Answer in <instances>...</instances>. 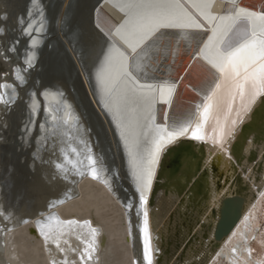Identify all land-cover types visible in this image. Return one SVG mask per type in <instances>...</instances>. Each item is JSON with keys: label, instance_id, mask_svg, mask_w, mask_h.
I'll return each instance as SVG.
<instances>
[{"label": "bare ground", "instance_id": "6f19581e", "mask_svg": "<svg viewBox=\"0 0 264 264\" xmlns=\"http://www.w3.org/2000/svg\"><path fill=\"white\" fill-rule=\"evenodd\" d=\"M8 1L0 0V85H3L0 96L6 101H0V209L8 217L0 216V264H133L134 261L147 264L143 260L142 233L145 209L149 213L152 264H169L172 252L182 243V259L196 256L195 261L187 264H213L220 255L227 257L231 264H252L249 261L252 246L248 227L252 223L251 213L264 192V92L256 95L250 83H246L242 98L237 85L244 83L243 78L235 79L230 68L227 76L212 69L216 73L213 79L207 76L204 67L195 64L193 58L204 48L215 23L201 15L210 11L205 7V0H179L180 7L169 10L185 24H190V17L196 18L205 25L204 30L193 27L161 30L138 45L136 52L115 35L118 28L122 25L127 28V22L134 18L128 7L122 10L127 0H102L103 6L96 11L98 25L116 44L117 50L97 71L101 97L96 94L83 67L77 47L68 38L71 32L64 34L65 27L61 29L70 0L63 3L57 35L76 62L87 93L108 128L119 170H125L124 180L136 195V205L131 200L127 203L134 204L131 209L119 197L103 158L93 148L84 121L76 128L72 126L71 130L67 126H59L55 131L54 126L43 122L44 114H39L37 92L27 96L25 104L29 111L21 115L22 95L31 74L37 70L36 49L42 45V37L35 34L31 40L34 47L28 56L33 52L36 56L32 60L33 66L28 68L22 54V32L17 30L23 20L19 17L20 11H15L19 0ZM216 3L217 11L212 15L226 14L219 6H230L227 0H216ZM237 3L252 12H264V0H237ZM40 8L37 16L30 19L26 32L31 33L39 19L37 29H40L38 32L43 31L47 23L45 9L39 0L31 9ZM260 23L256 20L253 26ZM232 36V42L237 43L239 38L235 33ZM129 39L136 45L134 38ZM192 53L193 58L189 60ZM202 63L211 67L206 61ZM137 65L148 74L161 76L156 81L146 80L137 71ZM125 67L132 70L141 83L157 87L151 108L155 123L165 124L169 131L180 124L189 129L184 137L166 145L160 153L148 193V204L143 208L139 203L136 180L131 174L128 151L121 141V128L114 117L113 102L108 100V97L112 98L108 88ZM124 83L120 80L121 87ZM216 83L220 84L218 89ZM160 86H163L162 95ZM212 89H215V94L210 101L206 100ZM41 93L45 114L49 113L51 119L52 116L59 117L58 105L62 103L67 108L64 119L74 124L79 120V112L64 93L48 88ZM205 103L211 105L206 122L201 115ZM165 114L167 120L164 119ZM198 123L203 140L191 137V131ZM37 128V144L29 159V172L20 163V160L25 162L23 160L27 156L23 154L20 159L13 156L6 144L10 143L8 134L19 132V140L25 150L30 143L29 137ZM136 131L130 126L126 129L130 141ZM186 144H191V148L184 152L182 170L168 181L162 175L169 160L167 152ZM123 149L128 158L126 167L121 158ZM57 164L62 167L57 168ZM93 169L97 171L98 178L92 177ZM198 181L204 185H199ZM155 191L157 199L151 206ZM227 196L240 198L241 215L232 231L217 243L212 234ZM213 208H216V216L212 214ZM181 225L184 229L181 238H174L173 231Z\"/></svg>", "mask_w": 264, "mask_h": 264}, {"label": "snow or ice", "instance_id": "6c2138e0", "mask_svg": "<svg viewBox=\"0 0 264 264\" xmlns=\"http://www.w3.org/2000/svg\"><path fill=\"white\" fill-rule=\"evenodd\" d=\"M32 2L37 3V0H32ZM227 3L230 6L226 7L224 4L219 6L220 10L225 11L226 14L212 15L213 12L217 11L216 0H205V7L210 11L208 14L201 13V15L204 16V19H210L215 23L210 29L212 35L208 37L204 48L200 49V52L193 58L194 62L204 67L207 76L213 79L216 78V73L227 76L230 68L231 74L235 79L243 78L244 83H238L237 85L242 98L246 83H250L255 94L259 95L264 92V12L255 13L247 8L240 7L237 0H227ZM123 7H128L132 10L134 18L127 22V28L124 25L118 28L115 35L124 44H127L133 52H136L138 45L144 44L155 32H160L161 30L185 27L205 29V25L194 17H190V24H185L180 18L169 12L174 7H180L179 0H127L126 5L122 6V10ZM256 20L261 23L253 26ZM39 30L36 29V31ZM233 33L239 38L235 44L232 42ZM75 36L76 34H73V38ZM130 37L136 40V45L130 43ZM145 46L147 47V45ZM115 48V43L109 45V54L105 55L106 61L110 59V53ZM35 56L36 53L34 52L28 56V68L33 66L32 60ZM202 61H206L207 65L211 67H206ZM212 69H215L216 73ZM137 71L147 78V70H141L139 65H137ZM20 79H24V77H20ZM120 80L125 81L123 87L120 86ZM101 83L103 86V81ZM0 87H3V85H0ZM215 87L218 89L220 84L216 83ZM108 91L112 96L114 117L117 126L121 128L120 136L128 151L131 174L136 180L139 203L141 208H143L148 204V193L152 188L160 153L164 151L166 145L184 137L189 129L180 124L179 126L174 125L173 130L169 131L165 124L155 123L156 117L152 114L151 108L157 87L150 83H141L137 75H134L133 71L127 67L113 79ZM159 91L162 95L163 86H160ZM171 91L172 89L170 88L169 92ZM214 94L215 89H212L205 99L210 101ZM0 101H3V96H0ZM3 102L6 103V101ZM210 107L209 103H205L203 106L201 115L205 122L209 117ZM56 119L55 116H52L53 121H56ZM164 119H168L167 114H165ZM125 120L128 121L127 124H125ZM67 123L68 120L64 119L63 124ZM56 126L59 127L58 124ZM129 126L138 130L131 141L126 135V129ZM41 128H43V125H41ZM191 137L196 140L204 139L199 123L192 129ZM72 151L75 153L76 149L73 148ZM89 160L95 163L92 157H89ZM56 167L61 168L62 165L57 164ZM91 175L93 178H98V173L95 169L92 170ZM127 207L131 209L133 205L129 203ZM0 216H4L2 209H0ZM4 218L8 219L7 216H4ZM84 223L87 224L89 222L85 221ZM92 231L95 233V229H92ZM142 233L143 260L147 261V264H152L149 213L146 209L143 211ZM41 234L45 235V239H48L46 234L43 232ZM57 246L59 245L57 244ZM133 264H137V262L134 261Z\"/></svg>", "mask_w": 264, "mask_h": 264}, {"label": "water", "instance_id": "95a60500", "mask_svg": "<svg viewBox=\"0 0 264 264\" xmlns=\"http://www.w3.org/2000/svg\"><path fill=\"white\" fill-rule=\"evenodd\" d=\"M10 1L11 0L8 2L10 3ZM39 1L42 8L45 9L44 19L47 22L42 32L36 31L39 26L38 23L41 21L39 18V20L33 25L31 33L25 31L30 19L37 16L41 11V8L37 10L31 9L32 6L35 5L32 0H19L15 10L16 12L20 11L19 17L20 19H23L20 26L17 27V30L22 32L20 41L22 42V54L25 61H27L28 53L34 47L31 44L33 36L38 34L42 37V45H38L36 49L37 70L34 75L31 74L32 71L30 72V81L22 95L21 100L23 102L20 106L21 115H24V113L29 111V107L26 105L27 103L25 104L27 96H32L34 92H37L40 99L39 114L40 116L41 114H44V116L42 115L43 122L51 127L54 126L55 131H58L57 124L62 127L67 126L68 129L71 130L72 126L76 128L79 126V123L84 121L83 123L88 127L93 148L96 153L103 158L107 171L115 183V188L119 197L125 205H127L130 200L136 205V195L132 192V189H130L123 177V174L126 172L124 169L122 171L119 170L121 168L118 167V162L108 134V128L87 93L76 62L72 58L65 44L57 35V22L65 0ZM11 4H13V2ZM102 6V0H70L61 22V29L64 30V27L66 29L64 34L71 32V36H68V38L72 41V44L77 47L81 59L83 60V67L88 73V76H90L96 94L100 97L101 94L96 74L105 63V55L109 54V45L113 43L110 37L98 25L96 11ZM73 34H76L75 38H73ZM150 44L152 45L154 42H151ZM115 50H117V48L112 50L111 53ZM160 76L161 75L157 73H147V78L144 79L156 81ZM46 88L56 90L59 93H64V97H67L72 101L74 108H76L80 114V118L75 124L72 121L70 122L69 119H67V124H63L64 112L67 108H65L62 103L58 105L59 109L57 114L59 117L56 121H53L50 118L49 113L46 112L45 114V102L41 92ZM11 94L13 95L12 92ZM111 99L112 98L108 97L109 101H111ZM21 122L22 121L19 120V124H21ZM37 132H39V128H37L32 136L29 137L30 143L26 146L25 150H23V142L19 140V132H16V134H8L10 137V143H7L6 145L12 152V155H16L19 159L23 157V154L27 156L26 159L23 160L25 162H21L20 160V163H22L24 169L27 171L31 169L29 166V159L32 157V150L37 144L35 139ZM45 138H48V136ZM97 146L99 147L98 149ZM3 147L5 148V145H3ZM190 148L191 144H186L168 150L167 156H169V160L162 171V175H165L168 181H171L182 170L184 152L189 151ZM123 151L121 158L125 165L127 164L126 161H128V158L124 149ZM44 156L46 157L45 153H43V157ZM117 170L118 173H116ZM198 184L204 185L201 181H198ZM75 186L76 185H74V192H76ZM237 192L240 193L239 188H237ZM156 193L157 191L154 192L151 206L156 202L158 194ZM241 205L240 198L236 196H227L223 200L220 216L212 234L217 243L228 235L238 223L241 215ZM212 214L213 216H216V208H213ZM135 227H137V224ZM211 227L212 225L210 226L209 224V228Z\"/></svg>", "mask_w": 264, "mask_h": 264}, {"label": "rangeland", "instance_id": "374dc122", "mask_svg": "<svg viewBox=\"0 0 264 264\" xmlns=\"http://www.w3.org/2000/svg\"><path fill=\"white\" fill-rule=\"evenodd\" d=\"M191 57V58H190ZM189 60L193 58V53L190 55ZM256 209L252 211V217L250 218V227H248V232L251 231V236L249 242L252 246V256L249 258L252 264H264V192L260 196L256 206ZM255 212V213H254ZM255 222V223H253ZM182 226V225H181ZM179 226L178 229H175L173 232L174 238L182 236L183 226ZM180 229V230H179ZM252 229V230H251ZM186 241V239H185ZM184 243L175 248L171 254V262L169 264H187L189 262L195 261L196 256H191L189 258L182 259L180 256L183 251ZM163 262V259L161 260ZM160 261V262H161ZM187 261V262H186ZM159 263V261H158ZM160 264V263H159ZM213 264H231L227 257L220 255L219 259L215 260Z\"/></svg>", "mask_w": 264, "mask_h": 264}]
</instances>
